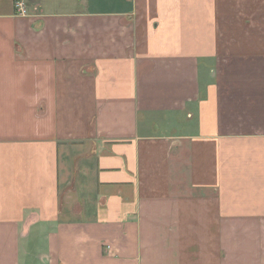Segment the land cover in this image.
Masks as SVG:
<instances>
[{
	"label": "crops",
	"instance_id": "obj_1",
	"mask_svg": "<svg viewBox=\"0 0 264 264\" xmlns=\"http://www.w3.org/2000/svg\"><path fill=\"white\" fill-rule=\"evenodd\" d=\"M0 0V264H264V0Z\"/></svg>",
	"mask_w": 264,
	"mask_h": 264
},
{
	"label": "built area",
	"instance_id": "obj_2",
	"mask_svg": "<svg viewBox=\"0 0 264 264\" xmlns=\"http://www.w3.org/2000/svg\"><path fill=\"white\" fill-rule=\"evenodd\" d=\"M14 7L16 9L18 16H23V17L27 16V8L24 1L22 0L15 1Z\"/></svg>",
	"mask_w": 264,
	"mask_h": 264
}]
</instances>
